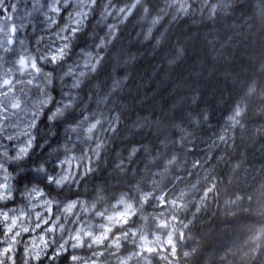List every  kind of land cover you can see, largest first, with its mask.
<instances>
[{"label": "clouds", "instance_id": "obj_1", "mask_svg": "<svg viewBox=\"0 0 264 264\" xmlns=\"http://www.w3.org/2000/svg\"><path fill=\"white\" fill-rule=\"evenodd\" d=\"M0 264H264V0H0Z\"/></svg>", "mask_w": 264, "mask_h": 264}]
</instances>
